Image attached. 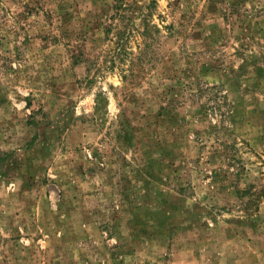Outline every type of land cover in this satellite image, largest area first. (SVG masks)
I'll return each instance as SVG.
<instances>
[{"label":"rangeland","instance_id":"rangeland-1","mask_svg":"<svg viewBox=\"0 0 264 264\" xmlns=\"http://www.w3.org/2000/svg\"><path fill=\"white\" fill-rule=\"evenodd\" d=\"M0 264H264V0H0Z\"/></svg>","mask_w":264,"mask_h":264},{"label":"trees","instance_id":"trees-1","mask_svg":"<svg viewBox=\"0 0 264 264\" xmlns=\"http://www.w3.org/2000/svg\"><path fill=\"white\" fill-rule=\"evenodd\" d=\"M119 2H120V1H119ZM117 9H118V10H119V9H121V10L125 9V10H126L127 8L124 7V4H119V5H117ZM121 14H122V13H120V11L117 12V15H121Z\"/></svg>","mask_w":264,"mask_h":264}]
</instances>
